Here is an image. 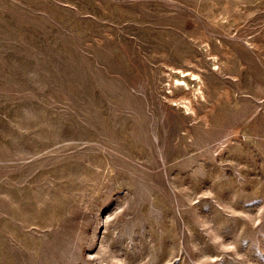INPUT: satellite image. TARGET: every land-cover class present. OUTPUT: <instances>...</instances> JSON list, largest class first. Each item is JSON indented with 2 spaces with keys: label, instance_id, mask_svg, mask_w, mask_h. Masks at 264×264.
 <instances>
[{
  "label": "rangeland",
  "instance_id": "374dc122",
  "mask_svg": "<svg viewBox=\"0 0 264 264\" xmlns=\"http://www.w3.org/2000/svg\"><path fill=\"white\" fill-rule=\"evenodd\" d=\"M0 264H264V0H0Z\"/></svg>",
  "mask_w": 264,
  "mask_h": 264
},
{
  "label": "bare ground",
  "instance_id": "6f19581e",
  "mask_svg": "<svg viewBox=\"0 0 264 264\" xmlns=\"http://www.w3.org/2000/svg\"><path fill=\"white\" fill-rule=\"evenodd\" d=\"M175 70H176V69H175ZM179 72H180V76H181V77H184V76H187V75H189V76L193 75L192 79L195 80V78H196V77L194 76L195 73L188 72V71L186 72L185 70H180ZM177 80L180 81V83L187 84L185 81H181V80H183V79H181L180 77L177 78ZM194 87H195V86H194ZM181 105H182V104H181ZM184 105H185V104H184ZM186 105H187V104H186ZM188 108H189V107H188ZM186 109H187V108H186Z\"/></svg>",
  "mask_w": 264,
  "mask_h": 264
}]
</instances>
